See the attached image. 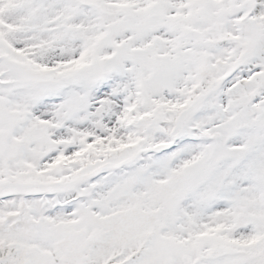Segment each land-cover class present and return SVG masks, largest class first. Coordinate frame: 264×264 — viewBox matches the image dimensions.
Here are the masks:
<instances>
[{
	"label": "snow or ice",
	"instance_id": "6c2138e0",
	"mask_svg": "<svg viewBox=\"0 0 264 264\" xmlns=\"http://www.w3.org/2000/svg\"><path fill=\"white\" fill-rule=\"evenodd\" d=\"M0 264H264V0H0Z\"/></svg>",
	"mask_w": 264,
	"mask_h": 264
}]
</instances>
